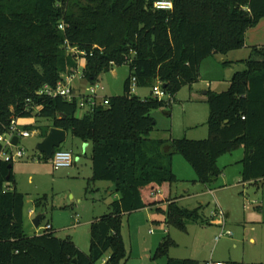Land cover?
<instances>
[{
  "label": "trees",
  "instance_id": "1",
  "mask_svg": "<svg viewBox=\"0 0 264 264\" xmlns=\"http://www.w3.org/2000/svg\"><path fill=\"white\" fill-rule=\"evenodd\" d=\"M160 1L166 0H0V134L13 118H47L92 144L91 180L111 182L120 194L110 212L92 223L86 254L51 230L26 234L25 195L6 188L14 180L13 161L0 158V264H97L107 254L103 264H125V214L143 208L163 212L167 203L168 224L181 227L197 216L172 199L174 153L193 166L198 182L210 184L222 173L218 159L243 146V181H264V45L251 46L250 57L240 61L246 69L233 75L227 91L207 92V138L150 137L157 125L151 111L168 104L153 96L157 82L174 98L198 81L203 59L245 47L247 32L264 18V0H167L171 9L157 8ZM79 58L91 84L115 65L130 68L124 94L105 97L107 104L101 101L81 117L77 99L39 93L74 75ZM133 77L137 87L151 88L149 96L130 92ZM39 129L44 138L49 127ZM174 245L165 240L157 255H167Z\"/></svg>",
  "mask_w": 264,
  "mask_h": 264
},
{
  "label": "rangeland",
  "instance_id": "2",
  "mask_svg": "<svg viewBox=\"0 0 264 264\" xmlns=\"http://www.w3.org/2000/svg\"><path fill=\"white\" fill-rule=\"evenodd\" d=\"M258 29H251L249 41L252 43L255 35L259 41L253 42L254 45L262 46L264 35L254 34ZM250 55L251 47L245 46L203 59L198 81L184 86L174 98H166L168 104L165 107L151 111L157 124L151 137L207 138L209 105L205 92L227 91L233 75L246 69L240 61ZM83 61L79 58V64ZM82 73L81 63L71 82L77 89L78 98L90 95L91 87L98 84V100L102 101V97L124 94L130 68L128 64L115 65L109 72L101 74L94 84L84 79ZM132 93L145 98L150 95L151 88L135 86ZM87 112L86 108H79L77 115L81 117ZM18 122L22 129L30 126L35 130L30 137L21 139L19 147L24 149L25 155L13 160L14 180L6 183L12 190L25 195V232L30 235L41 231L49 221L57 237L71 239L79 250L88 254L94 219L108 213L109 205L120 194L112 190L111 182L91 180L90 142H83L70 133L57 149L72 151L74 163L56 170L52 157L42 154L38 158V145L43 140L38 129L48 125L49 119L34 114L20 117ZM200 134L203 138H199L202 137ZM16 150L10 149L7 153L11 155ZM245 154L244 147L239 146L222 155L217 161L222 173L210 184L197 181L195 169L183 155L172 154V168L177 176V181L171 185L172 199L181 209L196 212L197 219H186L181 227L168 224L167 203L162 205L163 212L143 208L125 214L121 220L128 258L125 264H167L168 257L193 259L201 264L264 263V181H243ZM39 215L43 216L40 228L33 222ZM218 236L221 237L216 239ZM167 239H172L175 245L169 248L167 255H157L159 246ZM107 257L108 254L104 260ZM104 260L97 264H103Z\"/></svg>",
  "mask_w": 264,
  "mask_h": 264
},
{
  "label": "built area",
  "instance_id": "3",
  "mask_svg": "<svg viewBox=\"0 0 264 264\" xmlns=\"http://www.w3.org/2000/svg\"><path fill=\"white\" fill-rule=\"evenodd\" d=\"M156 7L159 9H171L172 3L171 1H160L156 3ZM63 25H60V29H63ZM73 75H69L64 80L60 81L56 87L45 86L42 90L39 91L40 94H46L48 96H61L69 101H73L77 99V104L79 108H86L88 111L94 109L101 101H99V85L95 84L91 87V94L88 96H84L83 98H78L75 89L72 87ZM136 86V78L133 77L131 80L130 92L134 91V87ZM153 96L162 100L169 98L170 95L162 88L161 82H157V84L153 87ZM102 101L107 104L108 101L105 97H102ZM32 135V131L28 129H22L19 125L18 118H13L11 120L10 126L7 131L3 134H0V144L3 146V149L0 153V158L6 161H13L16 158H23L25 155V151L23 148H20L19 144L22 138L30 137ZM14 136H19L20 140L17 145L12 143V138ZM16 148L17 150L9 155L7 152L10 149ZM52 163L56 170L62 168H68L74 163V154L70 150L63 149H55L52 155ZM222 214V212H221ZM52 227L50 224H47L43 231L51 230ZM218 236L216 239H219ZM211 264V263H207ZM216 264H221L216 263Z\"/></svg>",
  "mask_w": 264,
  "mask_h": 264
},
{
  "label": "water",
  "instance_id": "4",
  "mask_svg": "<svg viewBox=\"0 0 264 264\" xmlns=\"http://www.w3.org/2000/svg\"><path fill=\"white\" fill-rule=\"evenodd\" d=\"M67 139V131L64 129H60L57 127H51L47 133V135L43 138V140L38 145L39 155L38 158L42 157V154H45L47 157H52L54 151L56 148H59ZM20 138L19 136H14L12 138V143L14 145H17ZM170 145L166 144L163 147V151L165 153L170 151ZM9 167H12L11 165ZM113 190L116 189V186L114 185ZM43 218L42 215L37 216L34 219V224L36 227H39L40 221Z\"/></svg>",
  "mask_w": 264,
  "mask_h": 264
},
{
  "label": "crops",
  "instance_id": "5",
  "mask_svg": "<svg viewBox=\"0 0 264 264\" xmlns=\"http://www.w3.org/2000/svg\"><path fill=\"white\" fill-rule=\"evenodd\" d=\"M263 23V24H262ZM262 28V29H260V28ZM255 29H258V30H256V32L254 33V34H256V33H259L261 36H263L264 35V18L259 22V24L256 26V27H254ZM252 29V28H251ZM251 29L247 32V35H246V46H248V47H251V46H259V45H254L255 43H253V42H256V41H259V40H257L256 38V36L254 35L253 37L255 38H253L254 39V41L251 43V41H249L252 37L251 36H249L250 35V31H251ZM264 37V36H263ZM262 42H264V41H262ZM250 44V45H249ZM251 44H253V45H251ZM259 44V43H258ZM82 63V65H83V67L85 66V60L83 61V62H81ZM80 63V64H81ZM79 64V65H80ZM75 91L77 92V89H75ZM205 94H207V92H205ZM78 116V115H77ZM46 126H48L49 127V129L51 128V127H54L53 126V122L52 121H50L49 120V124L48 125H46ZM26 127V126H25ZM49 129H48V131H49ZM38 131H39V134H40V132H41V130L40 129H38ZM33 133L35 132V130H33L32 131ZM209 133V132H208ZM69 132H67V138H68V136H69ZM203 134V133H202ZM41 136V135H40ZM199 136H202V137H199V138H203V136L204 135H199ZM151 137V136H150ZM152 139H155V140H166V141H168V140H171V138L172 137H163V138H161V139H159V138H153V137H151ZM165 138V139H164ZM189 138H196V137H189ZM173 139V138H172ZM6 188L8 189V190H12L11 188H10V186L9 185H7L6 186ZM113 190V189H112ZM120 197V196H119ZM118 199V198H117ZM109 208H110V205H109ZM32 212V211H31ZM110 212V211H109ZM108 212V213H109ZM102 216V215H101ZM100 216V217H101ZM100 217H96V219H98V218H100ZM24 218H25V214H24ZM96 219H94V221L96 220ZM47 224H50L51 225V227H52V229H51V231L54 233L56 230L54 229V226L48 221V223ZM40 226V225H39ZM40 228V227H39ZM43 228L44 227H42L41 228V231H35L34 233H32V234H27V235H29V236H32V235H34V234H40V233H42L43 232ZM55 235V234H54ZM56 236V235H55ZM59 238V237H58ZM108 258V257H107ZM106 258V259H107ZM105 259V260H106Z\"/></svg>",
  "mask_w": 264,
  "mask_h": 264
}]
</instances>
